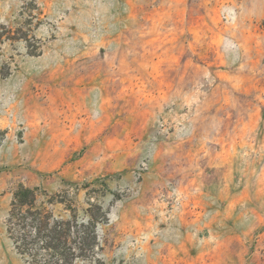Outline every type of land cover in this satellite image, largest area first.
<instances>
[{
  "label": "rangeland",
  "instance_id": "obj_1",
  "mask_svg": "<svg viewBox=\"0 0 264 264\" xmlns=\"http://www.w3.org/2000/svg\"><path fill=\"white\" fill-rule=\"evenodd\" d=\"M19 185L78 264H264V0H0V264Z\"/></svg>",
  "mask_w": 264,
  "mask_h": 264
},
{
  "label": "trees",
  "instance_id": "obj_2",
  "mask_svg": "<svg viewBox=\"0 0 264 264\" xmlns=\"http://www.w3.org/2000/svg\"><path fill=\"white\" fill-rule=\"evenodd\" d=\"M39 196L38 187L22 185L13 193L6 229L16 253L26 264H78L92 260L99 244L97 227L107 223L102 207L90 204L84 220L73 210L67 220L56 219L39 203Z\"/></svg>",
  "mask_w": 264,
  "mask_h": 264
}]
</instances>
